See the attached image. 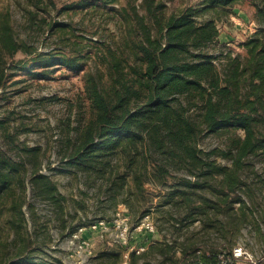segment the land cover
<instances>
[{
  "label": "trees",
  "instance_id": "obj_1",
  "mask_svg": "<svg viewBox=\"0 0 264 264\" xmlns=\"http://www.w3.org/2000/svg\"><path fill=\"white\" fill-rule=\"evenodd\" d=\"M93 1L74 2L64 10L89 6L98 10L116 0ZM44 2H34L33 19L38 18V11L50 14V7L56 8L52 0L51 6L41 7ZM243 2L254 7L259 31L243 43V51L237 55L212 53L210 47L221 46L218 19L200 23L197 18L211 12L228 14ZM166 8L163 1L141 0L140 5L112 9L120 22V34L109 41L88 43L96 46L98 59L84 76L90 117L74 129L75 138L68 139L65 160L81 170L104 173L110 164L106 160L118 151L132 155L131 159L140 158L142 161H126V165L141 190L144 181L140 174L148 172L150 163L163 176V186L168 184L164 175L173 174L171 170H186L188 175L178 176L168 196L174 215L172 232L154 240L143 254H133L131 264L137 258L144 259L143 264H214L220 251L199 247L201 232L212 228L221 214L234 212L236 205L241 213L236 226L248 220L253 209L240 192L252 202L257 193L264 196V174L256 169L257 162L264 160V0H202L199 8L173 13ZM42 20L52 33L61 34L67 28L59 20ZM83 39L79 35L61 38L55 49L58 56L51 57L53 53L42 54L18 44L11 27L3 23L0 58L5 69L9 68L5 53L14 57L24 52L37 65L57 60L69 71H81L91 58ZM17 67L30 70L22 61ZM6 124L0 120V131L14 140ZM206 136L223 139V147L203 150L200 144ZM39 151L25 146L15 159L0 147V201L11 199L14 183L20 187L21 203L13 202L19 222L26 201L25 161L31 165L33 197L58 209L65 201L55 181L42 172ZM220 159L227 164L219 163ZM250 173L259 178V185L251 187L244 179ZM197 222L201 226L194 232L192 225ZM20 238L15 253H6L7 260L1 259L0 264H36V241L32 236Z\"/></svg>",
  "mask_w": 264,
  "mask_h": 264
},
{
  "label": "rangeland",
  "instance_id": "obj_2",
  "mask_svg": "<svg viewBox=\"0 0 264 264\" xmlns=\"http://www.w3.org/2000/svg\"><path fill=\"white\" fill-rule=\"evenodd\" d=\"M36 1L0 0V28L3 23H7L18 44L42 54L53 53L51 57L58 56L55 49L59 47L61 38L72 39L74 35H79L84 38V45L89 46L91 58L83 70L76 72L69 71L57 60L37 65L31 61L33 56L24 52L14 57L5 53L4 61L9 66L7 69L0 58V76L3 69L6 75L3 84L0 80V120L7 121L6 127L14 139H8V133L0 131V147L15 159L19 158L23 147H38L43 159L42 172L55 181L65 197L62 209L56 208L48 201L34 198L30 180L31 165L25 161L26 201L22 202L24 217L20 222L13 205L14 201L18 202L17 205L21 203L20 187L14 183L11 199L0 201V261L7 260L4 256L6 253H15L21 236L25 239L32 236L38 247L33 255L36 264H75L78 247L77 244H71V236L82 226L89 227L103 221L107 226L85 234L94 242L90 262L120 264L128 248H141L148 241L162 238L164 234L172 232L170 221L174 215L170 204L167 203L168 196L175 189L178 176L188 175L187 171L171 170L173 174L164 175L168 184L163 186V176L159 175L156 164L150 163L148 172L140 174L144 181L141 190L133 172L126 165V161H142L140 158L133 160L132 155L118 151L117 155L106 160L110 161V164L104 173L96 172V169L81 170L65 160V146L68 139L75 138L74 129L90 117L84 76L89 69L96 66L98 59L96 46L88 43H91L90 40L109 41L118 36L120 22L112 9L120 10L132 3L140 5L141 0H116L110 3L109 7H99L98 10L95 6L64 10V7H70L74 2L81 0H52L56 3V8L51 6L49 0H45L40 6L49 4L50 14L38 11V18L33 19L30 12H36ZM158 1L166 4L167 13L179 12L186 7L199 8L202 3V0ZM254 11L250 3L243 2L228 14L216 15L211 12L199 16L197 20L200 23L208 19H218L221 46H213L209 50L218 55L220 51L234 55L241 53L243 43L259 31L253 18ZM43 17L48 21L55 19L66 23V30L61 34L50 32L48 24L42 20ZM66 51L68 53V50ZM21 61L23 64L26 62L30 70L18 68V62ZM223 145L224 140L214 136L204 137L200 144L205 151L222 148ZM219 163L227 164L221 159ZM256 169L263 176L264 160L257 162ZM248 176L252 179L247 178ZM147 179H152L153 182ZM244 179L248 180L251 187L259 185L256 184L259 178L251 173ZM245 192H248L247 189ZM240 194L253 209L252 212L249 211L248 220L240 223L239 227L236 226V222L239 219L241 221V213L236 211L239 206L236 205L234 212L221 214L212 228H208L205 233L201 232L199 247L229 252L238 244H242L258 259H262L264 196L257 193L252 202L246 193ZM147 215L156 225L154 234L144 229H134ZM126 226L128 231L122 236ZM200 226L199 222L192 225L193 231H198ZM209 230L210 232H207ZM177 256L179 257L180 253ZM143 263L144 259L141 258L133 261V264Z\"/></svg>",
  "mask_w": 264,
  "mask_h": 264
},
{
  "label": "built area",
  "instance_id": "obj_3",
  "mask_svg": "<svg viewBox=\"0 0 264 264\" xmlns=\"http://www.w3.org/2000/svg\"><path fill=\"white\" fill-rule=\"evenodd\" d=\"M150 218L149 215L144 217L142 223H139L134 229H144L154 234L156 232V225ZM105 226L107 225L103 221L90 225L89 227L82 226L71 236V244H77L78 247V256L75 264H91L90 260L94 250V242L91 238L86 237L85 234L88 232H96V229L104 228ZM126 231H128L127 226L124 228L122 236L125 235ZM152 243H154V240L148 241L147 244L141 248H128L120 264H131L132 255L144 253ZM214 264H264V253L262 259H258L248 247L238 244L229 252L218 253Z\"/></svg>",
  "mask_w": 264,
  "mask_h": 264
},
{
  "label": "crops",
  "instance_id": "obj_4",
  "mask_svg": "<svg viewBox=\"0 0 264 264\" xmlns=\"http://www.w3.org/2000/svg\"><path fill=\"white\" fill-rule=\"evenodd\" d=\"M160 239H162V238H157V240H160Z\"/></svg>",
  "mask_w": 264,
  "mask_h": 264
}]
</instances>
